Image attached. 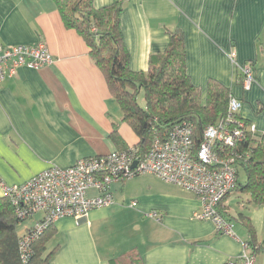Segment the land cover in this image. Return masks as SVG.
<instances>
[{"label":"crops","instance_id":"0c3cea01","mask_svg":"<svg viewBox=\"0 0 264 264\" xmlns=\"http://www.w3.org/2000/svg\"><path fill=\"white\" fill-rule=\"evenodd\" d=\"M100 9L123 3L121 34L134 72H147L151 56L164 53L169 32L185 35L187 71L206 99L210 80L227 87L243 103L242 120L264 134V0H94ZM44 42L54 63L40 70L22 68L0 83V199L51 167L67 169L84 158L105 156L138 144L96 67L85 40L65 27L52 0H0V46ZM234 54V57L231 55ZM254 67L246 90L242 68ZM113 204L91 211L82 221L55 222L49 251L52 264H112L134 252L143 264H240L250 236L244 223L231 220L236 238L198 220L202 203L192 193L150 174L114 183ZM90 196H97L91 190ZM235 196V200L233 197ZM235 192L225 206L247 217L263 249L264 206L248 205ZM137 203L131 207L132 202ZM157 212L160 219L150 218ZM41 215L25 221L23 236ZM24 223V222H22Z\"/></svg>","mask_w":264,"mask_h":264},{"label":"built area","instance_id":"2783aa9c","mask_svg":"<svg viewBox=\"0 0 264 264\" xmlns=\"http://www.w3.org/2000/svg\"><path fill=\"white\" fill-rule=\"evenodd\" d=\"M53 63L54 57L43 41L35 46L1 45L0 83L15 78L22 68L40 70ZM241 73L242 85L248 90L255 82L253 65L246 64ZM242 105L241 100L232 97L227 122L207 127L200 143L194 125L183 122L168 133L157 132L146 153L141 154L139 148L133 147L84 158L70 168L51 167L23 185L6 188L5 197L12 201L18 220L25 222L41 215L21 237L22 258L29 257L32 244L57 220L86 219L91 211L113 204L111 186L114 183L144 174L154 175L198 197L202 211L195 218L211 221L218 233L236 238L234 224L223 215L220 206L236 187L240 169V155L236 149L247 133H257L255 125H246L244 120L231 125L232 116L240 114ZM91 190L98 195L90 196ZM136 206V201L132 202L131 207ZM148 216L160 219L155 211ZM255 262L256 255L245 252L240 264Z\"/></svg>","mask_w":264,"mask_h":264},{"label":"trees","instance_id":"16d2710c","mask_svg":"<svg viewBox=\"0 0 264 264\" xmlns=\"http://www.w3.org/2000/svg\"><path fill=\"white\" fill-rule=\"evenodd\" d=\"M52 1L65 27L85 40L92 60L105 75L109 90L120 106L122 123L129 126L139 140L135 147L141 154L149 150L157 132L168 133L183 122L194 125L199 143L207 127L227 122L231 92L220 82L210 80L203 100L202 91L193 85L187 71L185 35L181 30L168 33L167 50L151 56L147 72H134L121 34L123 3L98 9L94 0ZM142 94L144 107L139 103ZM240 120V114L233 115L231 125H237ZM245 124L249 123L245 121ZM111 138L120 147L119 151L128 150L117 127ZM236 152L240 155L236 187L225 197L220 208L229 221L236 219L244 223L250 236L248 250L257 255L263 246L257 243L249 219L241 214L232 217L225 203L238 192L248 197V205L264 206V135L247 133ZM240 171L246 174L243 184L240 183ZM21 223L12 201L8 197L1 198L0 264H52L57 251V248L48 249L54 235L52 227L32 244L31 254L24 260L20 252L22 236L18 233ZM112 264H143V259L139 253L130 252L112 260Z\"/></svg>","mask_w":264,"mask_h":264},{"label":"rangeland","instance_id":"374dc122","mask_svg":"<svg viewBox=\"0 0 264 264\" xmlns=\"http://www.w3.org/2000/svg\"><path fill=\"white\" fill-rule=\"evenodd\" d=\"M139 103L141 104L142 107L145 106V102H144L143 94L140 95V97H139ZM245 181H246V174H245L243 171H240V183L243 184ZM234 198H235V196L233 197V200H235ZM24 224H25V222L19 224V226H18V232H19V233H21V231L24 229V227H23ZM26 232H27V231H26ZM26 232H25V233H26Z\"/></svg>","mask_w":264,"mask_h":264},{"label":"water","instance_id":"95a60500","mask_svg":"<svg viewBox=\"0 0 264 264\" xmlns=\"http://www.w3.org/2000/svg\"><path fill=\"white\" fill-rule=\"evenodd\" d=\"M135 165H136V164H135ZM135 165H134V166H135Z\"/></svg>","mask_w":264,"mask_h":264}]
</instances>
